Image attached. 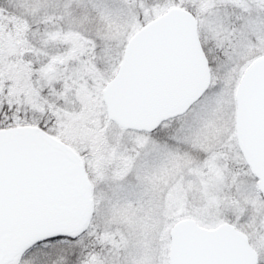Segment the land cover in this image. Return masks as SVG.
Returning a JSON list of instances; mask_svg holds the SVG:
<instances>
[{"label": "snow or ice", "instance_id": "obj_1", "mask_svg": "<svg viewBox=\"0 0 264 264\" xmlns=\"http://www.w3.org/2000/svg\"><path fill=\"white\" fill-rule=\"evenodd\" d=\"M0 264H264V0H0Z\"/></svg>", "mask_w": 264, "mask_h": 264}]
</instances>
